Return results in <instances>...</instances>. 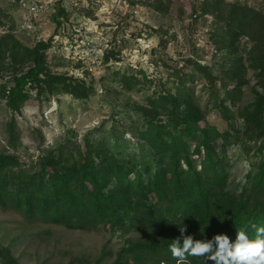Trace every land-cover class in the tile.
Masks as SVG:
<instances>
[{
    "label": "trees",
    "instance_id": "obj_1",
    "mask_svg": "<svg viewBox=\"0 0 264 264\" xmlns=\"http://www.w3.org/2000/svg\"><path fill=\"white\" fill-rule=\"evenodd\" d=\"M140 2L166 15L172 0ZM188 2L193 19L209 16L214 21L209 40L221 56L220 75L188 58L173 70L177 82L173 91L148 96L146 104L137 108L135 120L121 132L110 129L109 138L117 147L90 136L67 139L39 156L32 169L23 166L17 155L0 151L1 208L30 221L76 230L102 227L130 235L110 264H178L170 245L176 238L183 243V226L184 235L194 240L225 234L235 242L237 231L255 237V228L264 227V8L238 0ZM63 14L65 8L58 6L53 15L56 28ZM50 40L27 46L12 33L0 35V65L7 59L30 64L0 89L10 111L8 132L14 140L15 119L33 96L45 92L88 96L90 88L84 81L47 70ZM111 55L106 52L104 61ZM248 71L254 79L253 97L243 102ZM195 72L203 73L214 87L219 81L210 94L214 102L210 108L201 105L189 85ZM120 83L130 91L140 79L122 74ZM209 109L222 120L221 126L209 121ZM126 133L135 148L123 155L119 143ZM233 147L248 162L243 181L234 185L229 154ZM135 233L140 236L134 237ZM0 264H19L11 248L1 242ZM185 264L215 262L206 256H189Z\"/></svg>",
    "mask_w": 264,
    "mask_h": 264
},
{
    "label": "rangeland",
    "instance_id": "obj_2",
    "mask_svg": "<svg viewBox=\"0 0 264 264\" xmlns=\"http://www.w3.org/2000/svg\"><path fill=\"white\" fill-rule=\"evenodd\" d=\"M140 1L62 0L60 4L59 0H0V35L12 33L27 46L38 39H51L54 48L45 52L47 70L84 81L90 88L85 98L62 92L33 96L15 119V140L8 132L9 108L0 96V151L17 155L23 166L32 169L39 156L67 139L79 141L90 136L94 140L106 139L111 145L115 142L109 138L110 129L121 132L135 120L137 108L146 104L148 96L162 90L173 91L177 83L173 70L188 58L196 59L214 76L220 75L221 56L214 53L209 40L213 19H193L188 0H172L166 15ZM238 1L264 8V0ZM58 6L65 8V14L56 28L53 15ZM64 43L89 46L100 54L98 63L83 64L65 58L59 50ZM108 51L113 55L104 61ZM29 65L5 60L0 65V89ZM140 70L146 77H142ZM122 74L135 75L140 83L127 91L120 83ZM195 75L189 85L194 87L201 105L210 108L214 103L210 94L219 87V81L214 87L203 73ZM247 77L243 102L253 97L251 71ZM208 114L210 122L223 124L213 110ZM122 139L120 152H133L132 136L126 133ZM229 154L233 163L230 182L234 185L243 181L248 162L237 147L231 148ZM128 237L102 227L76 230L30 221L16 211L0 207V242L11 248L19 264H110Z\"/></svg>",
    "mask_w": 264,
    "mask_h": 264
},
{
    "label": "clouds",
    "instance_id": "obj_3",
    "mask_svg": "<svg viewBox=\"0 0 264 264\" xmlns=\"http://www.w3.org/2000/svg\"><path fill=\"white\" fill-rule=\"evenodd\" d=\"M185 231L186 227L180 228L182 244L180 238H176L170 245V252L178 264H185L189 256H206L215 264H264V227L255 228L254 238H249L245 231H237L235 242L225 234H217L208 241L194 240L190 235L185 236Z\"/></svg>",
    "mask_w": 264,
    "mask_h": 264
},
{
    "label": "built area",
    "instance_id": "obj_4",
    "mask_svg": "<svg viewBox=\"0 0 264 264\" xmlns=\"http://www.w3.org/2000/svg\"><path fill=\"white\" fill-rule=\"evenodd\" d=\"M43 39H38V41ZM49 49L52 50L54 45H49ZM63 56L69 60H74L76 62H82L83 64L88 63H98L100 54L94 52L89 46L81 47L79 45L73 46L71 43H64L60 49Z\"/></svg>",
    "mask_w": 264,
    "mask_h": 264
}]
</instances>
